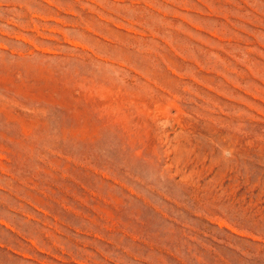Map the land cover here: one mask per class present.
I'll use <instances>...</instances> for the list:
<instances>
[{
  "label": "rangeland",
  "instance_id": "1",
  "mask_svg": "<svg viewBox=\"0 0 264 264\" xmlns=\"http://www.w3.org/2000/svg\"><path fill=\"white\" fill-rule=\"evenodd\" d=\"M0 264H264V0H0Z\"/></svg>",
  "mask_w": 264,
  "mask_h": 264
}]
</instances>
